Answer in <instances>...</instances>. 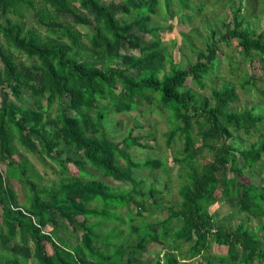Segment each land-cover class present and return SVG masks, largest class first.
I'll use <instances>...</instances> for the list:
<instances>
[{"label":"trees","instance_id":"obj_1","mask_svg":"<svg viewBox=\"0 0 264 264\" xmlns=\"http://www.w3.org/2000/svg\"><path fill=\"white\" fill-rule=\"evenodd\" d=\"M159 1L0 0V94L13 98L0 103V164L12 155L15 135L26 150H41L52 159H60L64 174L68 172L66 163L72 162L82 175L61 178L57 187L49 188L39 187L27 177L30 196L28 204L20 206L8 179L17 173L23 180L25 163L8 162L4 171L0 169V243L7 245L14 239L25 246L32 243L33 259L38 264H140L139 254L146 251L147 243L154 241L164 246L168 241L163 261L156 259L154 264H179L177 256L184 244H188L189 258L198 256L202 261L212 239L225 246L226 252L215 261L204 258L205 264H264V238L258 231L246 226L244 220L236 227L225 226L216 213L209 211L218 201L236 200L238 212L252 219L264 216V132H260L264 114L253 109L231 110L230 104L237 97L232 85L224 84L202 97L187 87L192 81L204 89L206 79L217 70L219 42L237 40L245 56H258L264 61V32L255 34L244 26V20L239 18L241 6L230 9L232 21L223 23L224 32L218 34L210 29L204 50L196 52L194 62L179 68L173 56L161 47L157 33L163 28L147 24ZM170 1L164 0L168 12ZM176 1L190 14L206 6L203 0H198V7L191 0ZM30 10L45 27L46 35L25 28L22 21ZM190 14L185 16L189 21ZM62 16H69L72 22ZM77 24L93 25L94 32L84 35L88 45L82 43V34L75 29ZM134 28L155 40L142 43L131 32ZM123 40L139 54L121 53ZM22 56L26 60L18 62ZM132 70L137 75H131ZM245 83L252 80L248 78ZM26 94L34 108L21 106ZM64 98L68 102L64 103ZM42 100L49 108L57 104L59 112L55 117L43 107ZM152 105L168 113L173 126L166 133L168 144L176 136L183 142L177 151L182 157L174 160L183 164L187 182L178 189L180 203L165 206L167 217L147 223L142 216L147 199L154 198L153 204L164 208L155 197L160 191L152 186L144 193L142 181L134 177L133 170H153L160 162L133 161L126 148H145L140 137L127 136L114 142L107 136L105 120L109 113L136 111L143 115ZM68 110L74 115H68ZM253 132H259V140L244 148L242 136ZM197 139L200 147L213 154L201 164L194 158ZM67 147L79 153L90 169L81 161L60 158ZM119 159L125 166L119 164ZM244 170L249 174L261 172V182L240 181ZM100 177L131 184L132 189L114 191ZM91 203L97 206H89ZM123 207L131 227L125 242L112 245L111 252L107 245L122 233L113 229L101 232L100 227L110 220L124 223L117 213ZM90 217L98 220L88 223ZM138 217L141 221L133 224ZM47 224L53 225L51 231L44 230ZM151 225L159 230L153 231ZM70 227L80 232L72 246L53 235L54 229ZM259 231H264V224ZM45 243L50 244L52 253L44 251ZM104 246L106 252L101 250ZM29 257L20 251L10 254L2 249L0 264H21Z\"/></svg>","mask_w":264,"mask_h":264},{"label":"rangeland","instance_id":"obj_2","mask_svg":"<svg viewBox=\"0 0 264 264\" xmlns=\"http://www.w3.org/2000/svg\"><path fill=\"white\" fill-rule=\"evenodd\" d=\"M102 1H114L120 2L121 0H102ZM205 2V7L202 8L201 12L189 13L184 8H180L179 3L176 0H171V12L166 11L164 0H160L156 7V12L150 14V19L147 24L150 27H159L161 29L157 35L162 43V48L173 56V60L177 67L185 68L189 63L194 62L196 59V52L204 50V43L208 39L209 30L215 29L218 34L224 32V24H228L232 21V13L230 9H236L241 6V13L239 18H242L245 25L251 32L258 34L264 32V0H203ZM191 4L198 7V0H191ZM231 6V8H230ZM30 14H26V18L23 19L25 28H33L41 35H46L45 27L42 26L37 19L29 11ZM191 15V20L189 21L186 15ZM11 18H15L11 16ZM61 19H67L71 21L69 16H62ZM72 22V21H71ZM224 23V24H223ZM75 29L82 34L80 37L82 43L88 45V41L84 38V35L94 32L93 25L83 26L75 25ZM132 33L140 37L142 43L146 44L155 40V37L150 34H145L139 32L134 28ZM237 40H232L229 43L219 42L216 44L218 52L217 60V70L210 74L205 81L204 89H201L197 84L190 81L187 83V87L191 88L193 92L198 96H209L212 89H220L224 84L232 85L235 88L236 99L230 104V109L234 111H243L244 109H253L256 113L264 114V61L258 56L249 57L245 56L241 48L237 45ZM121 53H131L133 55H138V50H130L127 45V41L123 40L120 49ZM25 57L17 58V61H25ZM2 63L0 60V69ZM22 68V67H21ZM168 68V66H167ZM131 75H137V71H130ZM248 78L252 80V83H245ZM7 92V91H6ZM3 93V92H2ZM12 100L10 96L6 94H0V103H5L8 100ZM23 108H34L32 104V99L30 95L26 94L22 97ZM64 103L68 102L64 98ZM101 103L103 102L100 101ZM42 105L45 109L49 111L52 117H55L59 110L56 103H53L49 108L46 106V101L42 100ZM101 107L104 105L101 104ZM67 114L72 116L74 111L68 110ZM108 126L105 127L107 136L110 140L114 142H121L125 137H140V143L146 147L131 146L126 148V151L131 155L133 161L143 162L147 159H155L160 162L158 168L153 170L145 169H135L133 170V175L136 179L142 181L141 190L147 193L149 189L153 186L156 190L160 191L156 198H159V203L163 205L164 208H157L153 204V199L146 200V210L142 212L145 222L152 223L155 220H162L167 217L168 211L165 206L167 205H177L180 203V196L178 189L182 184H185L186 178L183 172V164L176 162L175 157L181 158L182 156L177 154L178 150L183 147V142L176 136L173 141L168 144L166 133L168 130L173 128L168 119V113L152 105L149 112L141 115L136 111L130 113H109L106 120ZM260 132H264V125L261 127ZM241 145L246 148L250 144L259 140V132H253L249 136H242ZM12 144L14 146L12 155L7 157V159L0 164L1 171H4L8 167V162H13L15 164L25 163V178L23 180L19 179L17 173L8 179V184L13 189L16 196V201L18 205H27L28 198L30 196V191L27 186V181L25 179L30 178L32 181L38 184L39 187H57V184L61 178L78 176L82 177L80 170L72 162L66 163L68 172L63 173L60 166V159L50 158L46 152L37 151V153H32L26 150L24 146L20 144L18 138L13 135ZM201 143L199 139L195 140L194 146L198 147L197 154L194 156L195 160L201 164L207 162L212 158V152L208 148L200 147ZM65 161L66 159H71L73 161H81L84 163L86 169H90L89 164H87L79 153H76L73 149L67 147L62 156H60ZM119 164L125 166L123 159H119ZM239 164L242 162L239 160ZM244 177H240L239 180L247 183V181L261 182L263 174L257 170L251 172L250 174L244 170ZM227 175H230L227 171ZM86 177L85 179H87ZM104 180L114 191H128L132 189L131 184H124L111 179ZM236 200L232 201H218L216 204L209 208L211 213H216L218 220L223 225H231L236 227L240 221L244 220V224L248 226L253 231H258L259 237L264 238V231H259V226L264 224V216L261 218H249L243 213H240L235 208ZM89 206L96 207L95 203H91ZM124 223H120L117 220H110L105 222L101 227V232H108L112 229L115 232H121L122 235L116 239H113L108 247V251L113 252L114 244L125 242L129 234L130 224L127 222L128 217L126 216V208H119L117 211ZM133 219L136 215V211H132ZM30 219V218H29ZM81 219V218H80ZM136 220L133 224L139 223L141 221L140 217L135 218ZM98 218L90 217L88 223H94ZM129 220V219H128ZM1 226V219H0ZM223 228V226H221ZM53 225L47 224L44 228L45 231H51ZM153 231H158L159 227L151 225ZM54 237H60L63 239L64 243L72 246L77 243V239L80 237V232L72 231L71 227L67 230L64 228L54 229ZM59 241V240H57ZM261 247L264 249V241H261ZM0 255L2 249L9 252L10 254L23 252L29 255V260L27 262H21V264H38L35 259H33V244L24 245L19 242L18 239L11 240L7 245L0 243ZM44 251L47 253H52V247L50 244L45 243ZM146 251L140 255V264H154V260L164 259V251L169 248V242L164 246H161L157 242H150L146 245ZM107 247H103L102 251H107ZM188 244H184L177 256L179 264H197L200 262L198 256L194 258H189L187 253ZM226 247L216 244L212 239L208 243V248L203 253L201 264H205L203 259L211 258L213 261L218 260L220 255L225 254ZM257 264V263H255Z\"/></svg>","mask_w":264,"mask_h":264}]
</instances>
